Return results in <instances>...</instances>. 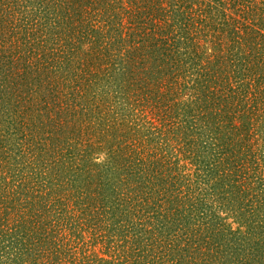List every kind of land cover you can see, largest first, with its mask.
Here are the masks:
<instances>
[{
  "label": "rangeland",
  "instance_id": "obj_1",
  "mask_svg": "<svg viewBox=\"0 0 264 264\" xmlns=\"http://www.w3.org/2000/svg\"><path fill=\"white\" fill-rule=\"evenodd\" d=\"M80 16L81 22L77 20L75 26L84 28L81 32H95L89 42L74 39L68 31L70 22ZM69 42L70 51L62 52ZM161 51L168 53L166 65L171 70L167 81L179 78L177 83L182 88L176 87V82L161 90L154 87L156 106L142 98L153 88L145 86L141 76L143 68H149L151 75L157 73ZM180 63L184 67L175 68ZM202 65L207 75L194 81L192 74ZM154 79L151 76L154 85L162 83ZM111 84L124 89H111ZM103 90L112 92L108 97L113 103L123 100L124 107L132 106L131 114L136 99L143 101L138 105L140 124L141 120L148 124L157 120L160 125L173 122L171 127H163L169 131L170 151L165 147L166 140L159 147L164 153H174L159 159L171 156L163 162L171 160L176 168L162 174L179 179L178 189L196 190L197 196L201 183L215 179L212 175L205 176V182L196 179L195 173L206 175L200 171L207 166L200 153V140L214 141L221 117L231 116L229 109L238 117L227 119L230 126H250L264 138V109L253 104L259 99L264 105V0H0V179H5L7 185L9 182L10 187H21L24 179V184L50 198L58 191H70L77 201H82L77 195L81 188L76 187L80 181L89 182L93 189L99 181L92 192L93 214L100 228L111 231L92 244L90 262L103 264L98 262L101 258L104 264H132L123 242L127 228L120 227L126 225V219L118 223L114 218L107 219L115 206L111 201L115 194L110 189L119 198L126 193L102 184L99 177L104 173L119 175L108 149H118L128 137L122 127L119 128L124 134L119 132L116 123L98 118L112 105L105 101ZM158 93L164 101H160ZM227 99L231 107L227 103L216 107L218 100ZM192 108L199 117H189ZM198 118L194 124L200 127H191L189 122ZM91 121L92 126L88 124ZM219 133L218 130L217 136ZM151 143L161 145L158 139ZM186 143L188 147L181 148ZM255 147L260 162L247 167L245 160L248 170L231 176L226 185L229 193L217 186L212 195L200 199L206 211L201 204L191 207L196 201L190 205L184 231L190 241L182 239L183 233L178 230L179 241L170 250H163H169L168 256L173 258L178 254L182 257L176 264H264V233H260L264 231L262 139L256 140ZM221 158L225 164L217 165L223 170L227 165L225 154ZM77 176L80 181L73 183ZM216 178L223 184L221 177ZM166 179L160 182L175 188ZM6 184H0V191ZM97 192L106 196L100 198ZM222 194L231 202L223 205L217 199ZM34 205L30 220L42 214L41 222L51 224L55 215L42 209L46 204L38 201ZM152 206L151 203L148 212ZM17 218L12 219V224L19 221ZM148 220L146 226L151 232L156 219ZM13 228L19 231L21 224ZM227 232L233 237L231 245ZM131 235L126 238L132 239ZM162 239L168 245L171 238Z\"/></svg>",
  "mask_w": 264,
  "mask_h": 264
},
{
  "label": "trees",
  "instance_id": "obj_2",
  "mask_svg": "<svg viewBox=\"0 0 264 264\" xmlns=\"http://www.w3.org/2000/svg\"><path fill=\"white\" fill-rule=\"evenodd\" d=\"M86 18L91 20L89 17ZM77 20L81 22V16L75 21L70 22L68 31L72 32L74 39H79L84 42L91 41L95 34L94 30L91 31L87 29V31L81 32L84 28L75 26ZM102 38H105V36ZM182 39H184V36ZM176 40L177 38L175 41ZM53 41L56 43L57 39ZM70 47L71 43L69 42L65 48L61 47V51H70ZM53 48L56 49L55 46ZM175 49L176 46L170 48V54ZM8 50L11 49H6V51ZM12 50L14 51V48ZM158 50V48L155 50L156 54ZM149 53L151 54L152 51ZM102 54L103 52H101V55ZM160 54L161 64L157 66V73H152L151 75V70L149 68H143V74L142 76L140 75L142 78L141 82L145 86H151V89L153 88L151 94L143 95L142 98L145 102L150 103V101H152L155 105L156 95L153 94L154 87L159 90L162 89L161 87L165 89L168 85L170 86L172 83H177L179 79L167 81L170 77L169 70H171L168 69L166 65L169 60H167L168 58L165 56L168 55V53L161 51ZM91 62L93 61L91 60ZM184 64H186V62H184ZM189 64L197 65L198 62H189ZM182 65V63L176 64L175 68L184 67ZM188 65H186L187 68ZM92 66H94V64ZM191 70L193 71V69ZM194 71V74H192V76H195L193 77L194 81H196L199 76H206L208 72L205 65H202L201 69L198 68V70L195 69ZM151 76L155 78L154 81H156L157 78L158 82L162 83L154 85L151 82ZM219 78L222 79L221 76H219ZM215 80L217 81V79ZM110 87L111 89H124L119 84H111ZM176 87L182 88L179 83L176 84ZM103 91H105L103 93H106L105 101L109 100L112 105L103 113L101 111L102 116L98 118L116 123L121 134L124 133L121 132L122 130L119 127H122L124 132L128 134V137L126 136L123 140L125 142H122L121 144L123 145H120L118 149L116 147L108 149L110 154L109 159L116 162L114 165L117 166L116 169L117 172H120L119 175L99 174L102 184L113 186L114 189L119 190V193L120 191L126 193V195L121 194L122 196L120 195L121 198H119L117 193L110 189L112 194H115V196H112L113 198L111 200L112 203H115V206L113 212L110 213L107 219L114 218L117 223L121 219H126V225L120 227L127 228V230L124 231L125 238L123 242L127 244V259L129 258L132 264H176L179 262L177 258L182 259V257L179 258V254L177 258L176 256L173 258V255L168 256L170 254L169 250L175 245L176 241H179L178 236L181 234H179V231L183 233L182 239L188 240V242L191 239L189 234L184 232L187 228L185 225L188 220V210L193 206L198 207L200 204L206 208V204L204 205V202L199 204V201L202 198H207V196L212 195L215 189L218 188L217 186L221 188L223 193H229V187L226 185L230 183L228 180H231V176L237 177L238 172H247L248 170L245 160L247 162V167L250 165L255 166V163L260 162L256 153L257 148L255 147V143L258 138L262 139L264 142L263 135L259 130L256 129L254 131L250 126L247 128L243 124L238 125L235 123L230 126V120L227 119L231 117L237 119L238 117L233 110L229 109V115L231 116H222L218 124L220 129L216 128V132L218 133V130L220 132L219 136H217L216 133L214 141L212 142L200 140V153L206 161L207 166L202 168L203 171H200L205 172L206 175L203 173H195L197 176L196 179L200 181V183L205 182L203 178L207 175H212L215 179L214 181L209 180L207 183L205 182L206 184L201 183L202 185L200 187L202 188H200V193L196 196V190H188L186 192L183 188L178 189L176 183L180 181L179 179L162 174V172H173L176 168L171 160L168 163L163 162V160L166 161L171 159V156L159 159V156L174 153V151L171 153L169 152L170 145L168 144V140L170 137H168L169 134H167L169 131L163 129L166 125L171 127L173 122L160 125L157 120L149 124L141 120L140 124V119L138 120L140 116L138 105L141 106L143 101L136 99L135 105L133 104L134 111L131 114L130 110L132 106L129 108L124 107L122 104L123 100L122 102L120 101V103L115 100L113 103V99H109L108 97L110 90L109 92L108 90ZM111 93L112 92H110V94ZM226 95L225 93L223 98ZM158 97L160 101H164L163 95H159L158 93ZM248 99L253 102L250 98ZM229 101V99L225 101L218 100L216 107L218 105L222 106L224 103L229 104L228 106L231 107L233 104L228 103ZM235 101L236 99H234V102ZM261 101L262 100L255 99L253 104L258 105L259 109L263 110L264 105ZM176 102L177 101L174 100V103ZM163 108L164 111H166V106L163 105ZM152 109H154L153 106ZM194 110L195 108L191 109L189 117H199L198 113H193ZM235 111L239 112L236 107ZM177 114H179L178 110ZM198 120L199 118L197 120L192 119L189 122L191 127L194 128L196 125L194 123ZM88 124L90 126L93 125L92 121ZM198 127L200 126H195L196 129H198ZM174 131L176 130L174 129L171 132ZM112 133L114 134V132ZM174 136L176 135L172 137ZM154 139L160 140L158 144L161 145L153 146L151 142ZM165 140V147L169 149L167 153H164L163 149L159 147L163 145ZM188 145L189 144L186 143L181 148L185 149ZM209 145H211V147H208ZM238 153L240 156H238ZM224 154L226 156L227 165L223 170H220L219 166L221 167L222 164H225V159H220V156ZM240 157L244 158V160H241ZM217 164H219V166ZM166 166H168V168H165ZM215 169L221 172H216ZM208 172L209 174H207ZM216 176L222 178L223 184L217 181ZM186 177L187 179L189 178V176ZM90 178L92 179V176H90ZM164 179L175 185V188L171 189L168 185L164 186L163 183L160 182V180ZM78 181H80L79 176L74 179L73 183ZM2 183L6 184L5 179H0V184ZM20 184L23 185H21V187H10L8 182V185L6 184L5 188L0 191V264H30L31 261L37 264H91L90 260H92V258L89 254V250L92 244L98 242L100 237L106 236L111 231L107 228H100V224L97 220L98 218L93 214V209H95V207L92 205V199L94 197L92 192L95 191V188L99 185V181L94 186V189L89 182L85 181V184H83L80 181V185L76 187H79V190L81 188V191H79L77 195L82 198V201H77L70 191L60 194L57 190L58 194L52 195L50 198L44 196L42 192H38L27 183L24 184V179L21 180ZM138 184L140 186L137 188ZM207 184L209 187L205 186ZM100 186L104 187L102 185ZM187 187H190V185L187 184ZM97 193V196L100 198L106 196V194ZM217 199L221 200L223 205H226L227 202H231L230 198H227V196L224 197L223 194ZM38 201L46 204V206L42 208L43 210L49 211L51 215H55V219L52 220L51 224L48 222H41L44 219L42 214H39V216L36 215L35 217L33 215L30 220V214H33L31 213L33 209L32 205L36 204ZM194 201H196L195 204H192ZM5 203L8 204L6 205ZM151 203L153 204V208L151 207V211L148 212ZM206 210L207 208L205 211ZM18 216L19 218H17ZM154 217L156 219L153 225L154 228L150 230L151 232H148L149 227L146 226V223L150 222L148 219H154ZM15 218L19 219L16 223L21 224L19 231L13 228L16 223L12 224V219ZM130 231H134L135 234L131 235ZM252 232L255 233V230H252ZM260 233H264V231L262 230ZM127 234L131 235L130 237L132 239L126 238ZM227 234L228 241L231 245V238L233 237H231L228 232ZM164 236L171 238L168 240L169 246L166 242L162 243V238ZM192 244H194V242H191V245ZM166 248L169 249L168 252H163ZM98 262H103L104 264L101 258H98ZM126 263L125 261V264Z\"/></svg>",
  "mask_w": 264,
  "mask_h": 264
}]
</instances>
